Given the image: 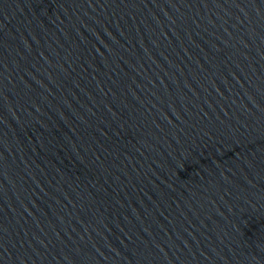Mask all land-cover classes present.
<instances>
[{"label": "water", "instance_id": "obj_1", "mask_svg": "<svg viewBox=\"0 0 264 264\" xmlns=\"http://www.w3.org/2000/svg\"><path fill=\"white\" fill-rule=\"evenodd\" d=\"M0 264H264V0H0Z\"/></svg>", "mask_w": 264, "mask_h": 264}]
</instances>
